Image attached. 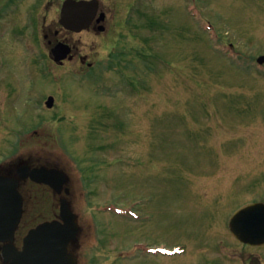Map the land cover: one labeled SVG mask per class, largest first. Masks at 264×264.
<instances>
[{
    "label": "rangeland",
    "instance_id": "1",
    "mask_svg": "<svg viewBox=\"0 0 264 264\" xmlns=\"http://www.w3.org/2000/svg\"><path fill=\"white\" fill-rule=\"evenodd\" d=\"M4 1L0 162L69 173L80 264H158L152 246L185 248L164 264H264L228 229L264 199V0H100L106 30L69 37L91 67L51 57L63 0ZM25 190L30 224L36 193L51 214L48 189Z\"/></svg>",
    "mask_w": 264,
    "mask_h": 264
},
{
    "label": "water",
    "instance_id": "2",
    "mask_svg": "<svg viewBox=\"0 0 264 264\" xmlns=\"http://www.w3.org/2000/svg\"><path fill=\"white\" fill-rule=\"evenodd\" d=\"M99 8V0H65L60 22L66 28L80 32L90 27ZM105 19L106 13L101 12L97 21ZM99 30L104 31L105 26L100 25ZM52 52L54 59L62 62L71 48L59 43ZM258 61L264 63V55ZM46 104L52 107L54 96H49ZM7 168L11 170L3 173ZM28 180L49 185L62 193L68 176L57 167L31 166V159L21 157L0 167V242H5L2 247L4 264H78V256L69 246L77 240L81 226L67 197L60 199L59 218L40 221L28 229L21 247L15 244L16 231L25 211V194L20 187ZM65 193L69 194L70 189L65 188ZM230 226L233 234L242 241L264 243V203H252L239 209L231 218Z\"/></svg>",
    "mask_w": 264,
    "mask_h": 264
},
{
    "label": "flooded vegetation",
    "instance_id": "3",
    "mask_svg": "<svg viewBox=\"0 0 264 264\" xmlns=\"http://www.w3.org/2000/svg\"><path fill=\"white\" fill-rule=\"evenodd\" d=\"M6 1V2H5ZM4 2L6 3V7H7V3H9V2H7V0H5ZM1 5V4H0ZM40 12V10H38V12H37V15H38V13ZM97 26H98V23H96V22H94L93 24H92V28L94 29V30H96L97 29ZM72 34H75V32H73V31H70V30H67V29H65V28H63V27H61V29H57L53 34L52 33H47V34H45V39L46 40H48V42H49V44L50 45H52V47L58 42V41H60V40H63V41H65L66 43H68V44H70L71 45V47H72V52H73V54H74V57H73V59H71V60H68L69 62L70 61H74V60H77V61H81L82 62V64H88L89 66H90V64H91V62H89L88 60H87V56L86 55H83V54H79V51L76 49V46L69 40V37H70V35H72ZM52 47H51V49H52ZM50 49V50H51ZM11 169H6L5 170V172H3V173H7L8 171H10ZM26 182H28V181H24V182H22L21 183V187H20V189L22 188L23 189V185L26 183ZM29 183H31V182H29ZM21 189V190H22ZM254 201H264V199H259V200H254ZM254 201H251V202H254ZM251 202H248V203H251ZM248 203H246V204H248ZM242 206V205H241ZM240 206V207H241ZM244 206V205H243ZM228 220V219H227ZM229 222H230V218H229V220H228V229H229V232L231 233V230H230V226H229ZM21 232H22V230H21V228H19L18 229V231L16 232V239H15V244L18 246V247H21V245H20V241H22V238H23V236H22V234H21ZM231 235H232V233H231ZM233 236V235H232ZM5 244V242H0V264H4V261H3V259H2V247H3V245ZM245 245H247V246H252V245H249V244H247V243H245ZM260 246H264V245H260ZM260 246H256V247H260ZM160 256H162V257H160ZM167 255H165V254H159L158 256H150V258L152 259V260H158V264H164V261H165V259L167 258L166 257ZM114 261H117V258H115L114 259ZM113 261V262H114Z\"/></svg>",
    "mask_w": 264,
    "mask_h": 264
}]
</instances>
